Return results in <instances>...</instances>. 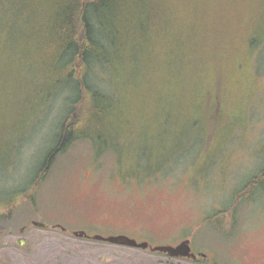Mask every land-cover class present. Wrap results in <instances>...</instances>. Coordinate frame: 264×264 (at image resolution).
Segmentation results:
<instances>
[{
	"label": "rangeland",
	"instance_id": "rangeland-1",
	"mask_svg": "<svg viewBox=\"0 0 264 264\" xmlns=\"http://www.w3.org/2000/svg\"><path fill=\"white\" fill-rule=\"evenodd\" d=\"M143 2L149 42L159 43L167 0ZM104 12L118 44L142 35L133 21L124 24L116 5ZM24 13L14 9L11 18L21 15L16 29L26 35L32 26ZM0 17V264H264V18L249 28L257 43L237 41L221 81L212 62L191 79L179 66L149 86L134 57L91 60L87 79L107 97L103 107L114 119L82 127L109 134L74 141L37 183L80 92L65 77L54 85L34 79L42 60ZM143 17L137 14L139 27ZM51 22L40 21L36 37ZM84 75L79 67L72 72L81 82ZM255 176L263 185L249 187ZM74 231L151 246L189 239L205 257L172 258Z\"/></svg>",
	"mask_w": 264,
	"mask_h": 264
},
{
	"label": "trees",
	"instance_id": "trees-1",
	"mask_svg": "<svg viewBox=\"0 0 264 264\" xmlns=\"http://www.w3.org/2000/svg\"><path fill=\"white\" fill-rule=\"evenodd\" d=\"M109 3L120 10L124 24L133 21L140 31L143 30L137 40L119 44L115 41L117 30L114 23L107 21L104 12ZM19 8L24 10L25 19L31 22L32 27L27 29L26 35L16 29L21 15L11 18L13 10ZM38 10H43V13L39 14ZM137 14L145 15L143 0H59L55 3L49 0H0V16L13 25L15 39L19 38L25 46L30 47L36 59L42 60L40 71H34V79L47 84L51 81L54 85L61 83L65 77L71 83L76 82L80 92L60 125L56 143L38 168L37 183L43 180L56 156L74 141L84 139L95 143L109 134L105 131L99 134L93 130L84 132L82 127L90 120L106 119L110 123L114 119L111 113L106 112V106L103 107L107 97L98 90H92L91 82L87 79L85 72L89 70L91 60L106 59L112 64L113 53L117 52L128 60L134 57L144 63L142 74L149 86L160 79L166 80L163 73L174 74L179 66L186 79H191L212 62L221 81L223 65L232 59L230 55L237 41L242 37L248 44L254 45L259 41L256 32H251L249 28H255V24L264 18V0H167L166 8L163 7L164 27L159 43L153 40L149 42V27L144 17V24L139 27ZM93 18L98 24L93 23ZM43 19L51 20L53 26L43 34L39 31L36 37L33 28H39L38 23ZM127 49H131V55H128ZM78 67L85 74L82 82L72 76ZM35 73L44 76L45 80L35 76ZM186 79L177 78L174 82L186 84L183 81ZM83 87L86 91L82 96ZM110 128L114 130L112 123ZM260 179L255 176L249 187L262 186L263 180ZM236 198L240 200L238 196Z\"/></svg>",
	"mask_w": 264,
	"mask_h": 264
},
{
	"label": "water",
	"instance_id": "water-1",
	"mask_svg": "<svg viewBox=\"0 0 264 264\" xmlns=\"http://www.w3.org/2000/svg\"><path fill=\"white\" fill-rule=\"evenodd\" d=\"M33 224L35 226L41 227V228H47L48 226L41 222L34 221ZM62 230H65V228L59 226ZM73 235L76 237L81 238H92L96 241H103L108 242L112 244L122 245V246H128L132 248H139L143 250H150L151 252H158L168 255L172 258H185L192 261H195L197 259V255L192 251L190 240L185 239L176 246H151L146 242H137L136 240L129 238L124 235L120 236H108L104 237L101 235H94L89 236L84 231H74ZM202 257H205L204 254H201Z\"/></svg>",
	"mask_w": 264,
	"mask_h": 264
},
{
	"label": "flooded vegetation",
	"instance_id": "flooded-vegetation-1",
	"mask_svg": "<svg viewBox=\"0 0 264 264\" xmlns=\"http://www.w3.org/2000/svg\"><path fill=\"white\" fill-rule=\"evenodd\" d=\"M200 256H201V254H200V253H199V254H197V259H196V260H198ZM203 258H204V257H203Z\"/></svg>",
	"mask_w": 264,
	"mask_h": 264
}]
</instances>
